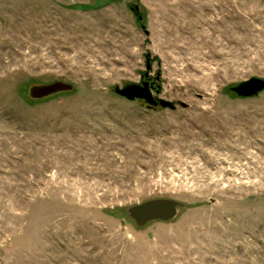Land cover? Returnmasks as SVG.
Returning a JSON list of instances; mask_svg holds the SVG:
<instances>
[{
  "label": "rangeland",
  "instance_id": "obj_1",
  "mask_svg": "<svg viewBox=\"0 0 264 264\" xmlns=\"http://www.w3.org/2000/svg\"><path fill=\"white\" fill-rule=\"evenodd\" d=\"M252 78L264 0H0V264H264ZM155 199L185 207L139 227Z\"/></svg>",
  "mask_w": 264,
  "mask_h": 264
},
{
  "label": "water",
  "instance_id": "obj_2",
  "mask_svg": "<svg viewBox=\"0 0 264 264\" xmlns=\"http://www.w3.org/2000/svg\"><path fill=\"white\" fill-rule=\"evenodd\" d=\"M138 11L139 9L136 7V12ZM72 89L73 87L69 84L56 82L50 85L34 86L30 90V96L33 99H44L57 93L72 91ZM116 92L130 101L143 100L150 107L161 106L162 108L175 109L172 103L156 99L148 83H144L142 86L134 85L125 89H117ZM232 92L241 99L254 98L264 92V79L252 78L232 88ZM184 207L183 203L176 200L155 199L130 208L128 213L139 227H143L154 221H172Z\"/></svg>",
  "mask_w": 264,
  "mask_h": 264
},
{
  "label": "trees",
  "instance_id": "obj_3",
  "mask_svg": "<svg viewBox=\"0 0 264 264\" xmlns=\"http://www.w3.org/2000/svg\"><path fill=\"white\" fill-rule=\"evenodd\" d=\"M139 18H140V16H139Z\"/></svg>",
  "mask_w": 264,
  "mask_h": 264
}]
</instances>
